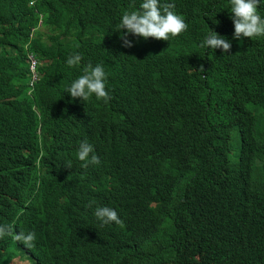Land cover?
Here are the masks:
<instances>
[{
  "label": "trees",
  "instance_id": "16d2710c",
  "mask_svg": "<svg viewBox=\"0 0 264 264\" xmlns=\"http://www.w3.org/2000/svg\"><path fill=\"white\" fill-rule=\"evenodd\" d=\"M136 1L0 0V225L3 194L25 172L51 205L54 187L59 209L46 220L32 208L12 219L14 231H33L36 240L4 264H115L111 250L120 264H145L141 241L153 222L176 224L172 239H151L178 264H197L196 252L209 253L201 264H231L264 246V36L233 39L228 0H170L187 30L168 42L129 36L134 43L125 48L113 34L117 14ZM208 28L231 42L227 53L198 47ZM97 44L114 49L111 64ZM75 53L82 59L69 68L65 60ZM30 55L37 75L55 62L51 74L57 64L74 79L89 63H107L114 114L109 105L94 107L79 139L68 138L51 124L54 91L38 80L31 86ZM133 66L144 86L126 78ZM142 96L138 112L134 100ZM179 136L186 145L180 160L179 150L163 148L178 145ZM85 139L109 152L103 171L77 159ZM152 203L159 205L149 209ZM98 205L116 209L122 223L101 227L92 214Z\"/></svg>",
  "mask_w": 264,
  "mask_h": 264
},
{
  "label": "clouds",
  "instance_id": "9594fccd",
  "mask_svg": "<svg viewBox=\"0 0 264 264\" xmlns=\"http://www.w3.org/2000/svg\"><path fill=\"white\" fill-rule=\"evenodd\" d=\"M31 5L34 6L35 3L32 2ZM174 8L175 4L170 2V0H137L118 11V25L113 34L120 33L121 46L125 48L133 46L134 42L128 38L129 36L145 40L151 37L168 42L170 38H174L185 32L188 27L184 18L177 14ZM228 8L229 18L234 28L233 39H236V41H253L257 40L255 37L264 36V0H228ZM34 13L39 18L41 24V21H43L41 10L35 8L32 15L33 18ZM198 47L212 51L220 49L223 55L230 50L231 42L226 37L218 35L208 28L200 39ZM96 48L99 52L105 53L108 56V64L113 62L112 53L114 49L112 47L97 44ZM29 59L31 62L30 70L32 72L31 86L38 80L39 85L54 91L52 92L54 98L51 95L48 101L56 106L58 110L51 124L60 126L71 140H77L82 135L84 128L88 126L86 116L89 112H93L94 107L109 105V111L112 112L111 114H114L111 107L112 96L110 91H113L111 73L110 68L106 65L107 63L104 66L101 63H96L95 65L89 63L83 69V73L74 79V77H63L57 64L54 68L55 74H51L48 69L52 70L50 67L55 62L45 65L43 72L37 75V62L32 55L29 56ZM81 59V55L75 53L66 58L65 64L67 67L72 68L79 64ZM133 68L134 70L125 73L126 78L136 76L133 82L134 86H138L141 83L144 86L142 76L146 77L143 71H139L134 66ZM57 77H61V79L57 80ZM144 98L145 96H142V98L134 100V106H136L138 112ZM177 142L178 145L166 143L163 145V148L166 151H170L173 147L179 150L178 159L180 160L186 150V145L181 136L178 137ZM109 156L108 151L103 154L102 150L91 140L89 142L86 139L81 140L76 148L77 159L82 162L84 168L90 170L103 171L105 163L111 161ZM126 170L128 169L123 171ZM142 180L151 183V181L160 180V178L146 179L142 177ZM10 189L9 194H3L6 202L2 205V208L7 215L2 219L5 225H0V238H2L0 241L4 242V245L0 244V264L12 261V257L14 256V253L10 251L12 244L31 248L34 246L36 240V234L33 231H14L13 227L15 226L12 224V219H19L22 215H29L31 208L35 210L36 213L34 214L42 220H46L52 216H59L54 187L51 194L54 204L51 205L48 202V195L40 190L39 185L36 186L35 178L30 172H25L24 175L16 177ZM172 194H174V189L170 196ZM144 202L141 196L139 203ZM157 205L159 204L152 203L149 205V209ZM92 214L101 227L113 223L117 225L122 223L117 210L106 205L95 206ZM156 234H162L170 240L176 235V224L167 223L166 227H164L163 223H152L149 235L144 237L147 241H141L143 244L141 255H145L143 262L145 264H178L180 261L174 262L160 249L162 246L160 241L151 239ZM166 238L162 240L163 243H165ZM166 246L168 249H172L175 253H178L175 247L170 246V243L167 242ZM208 255L209 253L201 255V253L196 252L194 254L195 262L201 264L202 260L207 259ZM109 257L113 263L120 264V259L115 258L113 250L109 252ZM231 264H264V246L245 251L232 261Z\"/></svg>",
  "mask_w": 264,
  "mask_h": 264
},
{
  "label": "rangeland",
  "instance_id": "374dc122",
  "mask_svg": "<svg viewBox=\"0 0 264 264\" xmlns=\"http://www.w3.org/2000/svg\"><path fill=\"white\" fill-rule=\"evenodd\" d=\"M234 145L236 144V141H235V136H231V141H230V145ZM234 147H232L231 149V153L233 154L234 153V150H233ZM230 153V154H231ZM19 249L23 250L21 245H14L12 244V246L10 247V251L14 254H19Z\"/></svg>",
  "mask_w": 264,
  "mask_h": 264
},
{
  "label": "bare ground",
  "instance_id": "6f19581e",
  "mask_svg": "<svg viewBox=\"0 0 264 264\" xmlns=\"http://www.w3.org/2000/svg\"><path fill=\"white\" fill-rule=\"evenodd\" d=\"M27 94H29L28 92H26Z\"/></svg>",
  "mask_w": 264,
  "mask_h": 264
}]
</instances>
